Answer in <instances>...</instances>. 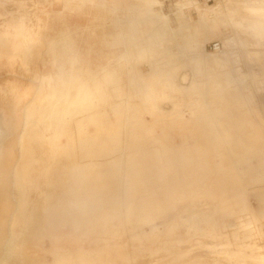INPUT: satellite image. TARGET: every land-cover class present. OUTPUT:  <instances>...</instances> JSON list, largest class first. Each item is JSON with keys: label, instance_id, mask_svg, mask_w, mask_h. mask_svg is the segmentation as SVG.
Wrapping results in <instances>:
<instances>
[{"label": "rangeland", "instance_id": "rangeland-1", "mask_svg": "<svg viewBox=\"0 0 264 264\" xmlns=\"http://www.w3.org/2000/svg\"><path fill=\"white\" fill-rule=\"evenodd\" d=\"M66 1L0 0V264H264V0H157L192 34L142 62L135 0H101L129 9L99 15L93 54Z\"/></svg>", "mask_w": 264, "mask_h": 264}, {"label": "bare ground", "instance_id": "bare-ground-1", "mask_svg": "<svg viewBox=\"0 0 264 264\" xmlns=\"http://www.w3.org/2000/svg\"><path fill=\"white\" fill-rule=\"evenodd\" d=\"M134 2H137V5L132 4L133 6L130 8V12L129 11L127 12V16L133 18L139 14L143 18H144V16L148 17L146 20L143 21L144 22V30L147 32V34H148L147 36H151V37H149V39H148V44L146 45V49L141 50L137 54L130 56V59L133 62H142V61L147 59V55L149 52L152 53L155 51V46L157 45V42L155 41V39H152V36H156V37L162 36V38H163V39H161L162 42L165 41L168 45L175 46L176 43L174 42V38H173L174 36H188V35L192 34L191 31L187 30L185 27L182 26L181 30L179 31V33L177 35L170 28V26H168V17H166L164 15L162 16L161 13L153 14L151 12H148L147 9H143L144 7L147 8V6L152 7V6L158 5V4H160L159 1H157V0H135ZM65 7L67 9H70V10L73 9V13L66 14V15L63 14V17L65 18V20L63 21L64 25L70 26L72 28V30L74 31V33H77V35L80 36L79 38H80L81 42L79 43V48H82L83 52H86L88 50L89 51L88 54L94 53V52H92L91 47L94 44V37H93L94 31H96L97 29H99L101 27L99 24V21H100V19L98 18L99 15H101L103 13L102 19H103V21H106L108 23V22H111L115 19V16L119 12V10L124 11L123 9H129V8H124V7H121L120 9H118L116 7L111 8V7L104 5V3L101 2V0H98L96 3H93L92 1H89V0H68V1H66ZM194 8L198 14L197 19H195V21H194V23L197 25V28L195 30H196V32H198V36H199L198 45L201 47V49H203L202 39L204 37H207L208 35H210V33L213 31L214 27L212 25L208 24V22L210 21V19H209L210 11L209 10L203 9L201 7H194ZM74 9H76L75 13H74ZM211 13H213V12H211ZM134 26H136L135 32L139 33V29H137L139 24L136 23V24H134ZM47 30H50V29H47ZM51 31H54V29H52ZM63 32H66V30L64 29ZM109 32H110V36H113L112 31L109 30ZM66 39L72 40L73 38L69 39L66 37ZM50 47H51V45H50ZM218 50H221V47ZM33 53L37 54V55L39 54V52H36V51H34ZM221 62H223V60H221ZM128 66H130V64H128ZM26 67H27V70L30 69L28 66V63H26ZM149 68H150V66H149ZM37 76H38V74L35 75V78H37ZM76 100L79 102L84 101V97L82 96L81 90H77L75 92H72V94L69 95L67 98V104L68 105L72 104ZM60 106H61V104H60ZM60 106L58 105L56 107V113L58 112ZM3 131H4V128L0 132V141L2 140L3 133H5ZM3 148H1V149L4 150ZM10 150H11V148H8L7 151H5V150L4 151H5V153L6 152L8 153V152H10ZM5 153H3V154L5 155ZM4 155L0 154V233H2V230L5 226L8 212L12 208V204L10 202L11 189H9L5 185V180H4L5 179V169H6V164L4 163ZM2 240L3 239L1 237L0 241H2ZM5 240H8V239H5ZM8 242L9 241L6 242V244L3 246V248L7 245ZM1 249L2 248L0 245V251H1ZM219 254L220 255L218 257H220L221 255L225 256V254H222V253H219ZM202 258H204V257H201L200 259H202ZM218 261L219 260L217 258L214 259L215 263H219Z\"/></svg>", "mask_w": 264, "mask_h": 264}, {"label": "built area", "instance_id": "built-area-1", "mask_svg": "<svg viewBox=\"0 0 264 264\" xmlns=\"http://www.w3.org/2000/svg\"><path fill=\"white\" fill-rule=\"evenodd\" d=\"M211 1H212V0H207L208 3H210ZM220 47H221V44L218 43V42H215V43H213V44L211 45V49H212L213 51H216V50L220 49Z\"/></svg>", "mask_w": 264, "mask_h": 264}]
</instances>
